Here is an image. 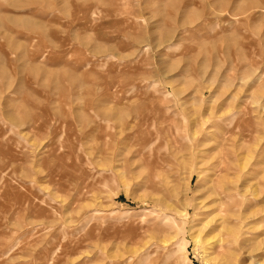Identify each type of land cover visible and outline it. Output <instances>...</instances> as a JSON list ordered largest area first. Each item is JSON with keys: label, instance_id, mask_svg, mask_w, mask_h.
I'll list each match as a JSON object with an SVG mask.
<instances>
[{"label": "rangeland", "instance_id": "374dc122", "mask_svg": "<svg viewBox=\"0 0 264 264\" xmlns=\"http://www.w3.org/2000/svg\"><path fill=\"white\" fill-rule=\"evenodd\" d=\"M222 176L231 261L198 241ZM263 240L264 0H0V264H256Z\"/></svg>", "mask_w": 264, "mask_h": 264}, {"label": "bare ground", "instance_id": "6f19581e", "mask_svg": "<svg viewBox=\"0 0 264 264\" xmlns=\"http://www.w3.org/2000/svg\"><path fill=\"white\" fill-rule=\"evenodd\" d=\"M233 120L234 119H232L230 121V124H228V126H230L234 123ZM242 121H244L243 117H241V119L238 121L239 125L242 123ZM239 125L237 124V126H239ZM107 128H109V126ZM228 130H230V129L228 128ZM193 135L196 136V134H193ZM224 151H226V149ZM225 153H227V152H225ZM229 155H231V154L229 153ZM223 160H226V159H223ZM216 167H218V166H216ZM224 173H225L224 176H226V173H227L226 169H225ZM225 183H226V179H224L223 176L217 177V179L211 180V182H210L211 185L208 187V191H207L208 192L207 198H206L207 202L202 207L203 208L202 216H204V221H206V222L201 227L200 233L198 235V241L200 242V244L203 245L204 251L210 252V256L214 255V257H216L218 259H221L224 261H231V259L233 258V254H232V251H230L229 248L226 246L227 241L225 239V230H224L225 226H223L224 223L222 222V219H220L218 217V215H216V211H217L216 202L218 200V197L221 194H223V192L225 191V187H226ZM209 204L211 206H209ZM261 245L262 246L258 249L257 254L254 257L256 264H264V240H263ZM220 249H222V252L219 251ZM208 260H210V259H208ZM211 260H212V258H211Z\"/></svg>", "mask_w": 264, "mask_h": 264}]
</instances>
